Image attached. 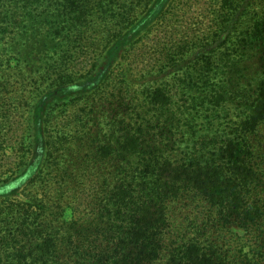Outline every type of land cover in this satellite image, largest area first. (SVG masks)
<instances>
[{"label":"trees","instance_id":"obj_1","mask_svg":"<svg viewBox=\"0 0 264 264\" xmlns=\"http://www.w3.org/2000/svg\"><path fill=\"white\" fill-rule=\"evenodd\" d=\"M0 264H264V0H0Z\"/></svg>","mask_w":264,"mask_h":264},{"label":"rangeland","instance_id":"obj_2","mask_svg":"<svg viewBox=\"0 0 264 264\" xmlns=\"http://www.w3.org/2000/svg\"><path fill=\"white\" fill-rule=\"evenodd\" d=\"M187 1V0H186ZM11 160V159H10Z\"/></svg>","mask_w":264,"mask_h":264}]
</instances>
